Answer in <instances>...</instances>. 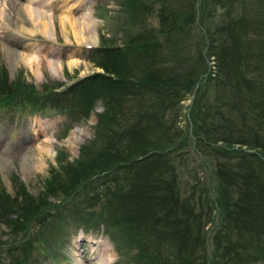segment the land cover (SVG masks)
<instances>
[{
    "label": "trees",
    "instance_id": "1",
    "mask_svg": "<svg viewBox=\"0 0 264 264\" xmlns=\"http://www.w3.org/2000/svg\"><path fill=\"white\" fill-rule=\"evenodd\" d=\"M133 1L140 14L155 13L156 25L142 28L136 36L119 45L99 43L97 47L111 52L126 50L129 59L126 62L124 58L120 63L110 58L107 62L97 61L105 73L91 76L92 80H99L116 91L107 98L103 95L105 108L97 116L93 141L97 140L98 144L94 153L89 154L85 162L82 158L74 160L79 165L78 176L69 186L60 181L68 171L62 166L60 174H55L54 170L51 181L47 183L46 180L44 190L36 196L25 192L19 203L6 202L3 198L7 203L3 205L0 201V222L9 227L4 233L11 235L10 240L0 241V251L2 244L10 250L7 252L15 250L14 259L9 264H23L25 261V252L29 253L31 248L30 229L38 220L42 225L46 220L47 214L42 210L46 206L43 191H46L47 184L53 186L56 183L63 195L59 204L67 212H73L66 215V220L71 218L68 215H83L81 210L88 207L79 208L82 200H73L75 196H82L90 205L95 202L111 204L100 206L97 217L102 218L106 232L117 241L118 249L132 243L136 248L132 255L135 264H205L207 250L201 228L203 221L213 220L216 205L221 222L219 230L213 234L211 253L217 255L222 238H225V248L216 260L209 263L255 264L264 260V146L251 130L252 122L246 115L257 105L264 112V0ZM216 13L228 19V22L221 21L220 35H225L227 30H238L239 37H234L236 49L241 51V39L245 38V47L251 49L248 63L251 71L255 72L257 67V76L261 73L257 80L242 82L243 86L247 83L254 87L259 94L249 110L240 105L243 90L232 86L238 83L237 71L231 66V60L226 59L228 52L224 46L218 43L219 37L215 34L218 29L211 30L209 26L210 18ZM201 15L205 23L202 26ZM195 25L204 32L197 52L191 40ZM209 55L214 59L215 74L204 76L203 73L210 71L206 63ZM15 80L13 83L22 89L19 91L23 94L31 95L35 91L19 78ZM202 82L207 84L206 91L203 86L197 102L203 97V105L196 108L194 115L191 107L188 109L184 127L174 124L175 112L170 107L187 93L194 96ZM58 83L52 81L42 90L51 91ZM9 85L6 79H0V94H8L12 89ZM209 86H214L212 96ZM77 95L80 96V91ZM189 143L194 153L208 155L210 160L213 158L212 168L206 171L205 179L197 175V164L194 166L193 160L187 156L189 150L183 148L190 146ZM234 144L237 147H233ZM243 145L253 151H245ZM234 151L249 158L243 160L247 169L238 173V177L236 172L229 170ZM89 168L101 173L103 169L107 170L100 178L89 179L93 173L87 175L92 171ZM212 172L216 179V198L211 182L208 183L213 179ZM221 178L226 185L219 182ZM237 178L244 185L242 192L235 189L237 185L234 187ZM234 190L239 197L233 196ZM246 196L257 199L252 212L248 209V213H252L250 218L246 214L245 200L243 202ZM75 202L77 208H70ZM36 207L37 211H34ZM6 209L16 212V217L9 222L4 219ZM21 214V218L17 217ZM79 215V219L73 222L75 225L87 222L84 215L82 218ZM60 219L65 220L64 215ZM82 219L85 220L81 222ZM225 222L229 226L224 225ZM232 228L234 232H230ZM64 231L57 235L54 240L57 247L47 252L49 256L59 253L61 244L68 237L66 229ZM45 244L49 242L46 240Z\"/></svg>",
    "mask_w": 264,
    "mask_h": 264
},
{
    "label": "rangeland",
    "instance_id": "2",
    "mask_svg": "<svg viewBox=\"0 0 264 264\" xmlns=\"http://www.w3.org/2000/svg\"><path fill=\"white\" fill-rule=\"evenodd\" d=\"M16 1L0 0V79H6L10 83L9 87H12L11 90H8V94L4 92L0 94V201L3 202V205L7 204L6 202L9 200L22 201L25 192L36 196L37 193L44 190L46 180L47 183L51 181L50 176L54 170L55 174H60L58 172L62 166L66 167L68 171L66 177H61L60 181H65L68 186L72 184L71 182L78 176L79 170V165L77 166L74 160L82 158L85 162V158L94 153V148L98 144L97 140L95 142L93 140L96 134V125H98L97 116L105 108L103 95L107 98L116 93L108 85H103L99 80L91 79L94 73H105L97 61L107 62L110 58L115 61L119 60L120 63L124 58H126V62L129 59L126 50L120 52L119 49L111 52V50L97 49L99 43L119 45L127 38L136 36L142 28L155 26L157 19L153 11L146 16L145 13L140 14L138 6L133 0H33L27 3L30 4L29 7L38 11L41 10L46 15V19L49 18L44 32H41L38 26L32 25L29 11L25 7L21 10L15 6ZM79 2L84 3V5L86 2H91L90 17L92 19L90 30L83 31L84 35L81 36L80 41L73 35L71 23L68 22V20L73 21V18H76L83 27L88 22V16L84 13L83 8L77 6ZM209 5L208 3L207 8ZM262 6H264V2ZM237 10L238 7L235 11L237 12ZM203 15L200 17L201 26L204 23ZM210 19L211 30L213 28L218 29L215 32L219 37L218 43H221L224 50L228 52L226 59L231 60V66H235L237 71V77H235L236 75L233 76L238 79V83L232 86H239L243 90V96H240V105L243 109L249 110L252 102L259 94L254 87L247 83L249 79L257 80L261 75L260 73L257 76V67L255 68L256 71L253 72L248 64L251 49L245 47V38L241 39L243 41L241 51L236 49L234 37H239L238 30H227L224 31L225 35H220L221 21L228 22V19L221 17L219 13ZM60 21L64 24H60ZM91 30L94 34L93 42H89V38L86 37L88 32L92 34ZM203 35V29L199 25H195L191 40L194 42L193 48L196 52ZM95 45L97 46L94 47ZM6 47L12 52L9 53ZM231 54H234L233 63ZM212 58L213 56L209 55V60L206 61L210 71L203 73L204 76L215 74V64ZM31 62L35 63L36 67L33 63L31 65ZM49 62H53L55 67H51ZM126 66L129 67L130 65L126 64ZM14 78H19L21 82L29 84L27 86L33 87L35 91L31 92V95L29 93L23 94L19 91L22 89H18L13 83ZM52 81L60 83L54 85L51 91L50 89L42 90L43 86L49 87L48 84ZM244 81H247L246 87L243 86L242 82ZM203 86L206 91L205 86L207 84L202 82L194 95L195 97L193 93H187L178 103H174L170 107L172 112H175L174 124L184 127L188 120V109L191 107L194 115L196 108L203 105V97L199 98L201 102H197ZM208 90L212 96L214 86H209ZM79 91L80 96L77 95ZM260 107L257 105L252 112L246 115L251 119L249 121L252 122L251 130L256 133L264 146V112L259 110ZM258 110L259 112H256ZM189 144L190 146L185 145L183 148L189 150L187 156L193 160L194 166L197 164V175L205 179L206 171L212 168L213 158L210 160L208 155L194 153L191 143ZM235 145L237 147V144H234L233 147ZM242 147L245 151H253L244 145ZM42 148L43 151H40ZM238 151H234L229 166V170L236 172V177H238V173L240 174L247 169L243 160L249 159L244 155L241 156ZM30 162L31 168L28 167ZM71 166L75 169L72 170ZM252 166L256 167L257 165L252 164ZM256 168L258 169V167ZM104 170L107 169H103L101 173V171L94 172L95 169H92V171L87 172V175L93 172L90 173L89 179L100 178V175L105 172ZM212 175L213 179L212 181L209 179L208 183L211 182L213 195L216 198V179L213 172ZM240 179L242 180L241 177ZM219 182L226 185L224 178L219 179ZM237 182L234 187L237 185L235 189L242 192L244 185L239 179ZM46 188V191H43L46 206L42 207L45 215L47 214L46 220L43 225L42 221L38 220L32 229L29 228L31 232L29 236H32L30 239L31 248L29 253L25 252L23 264H135L132 255L136 248L132 247V243L129 244V247L125 246L118 249L117 241H113L106 232V226L101 221L102 218L97 217L96 213L99 212L100 206H111V204L95 202V204L90 205L82 199V196H75L73 200H82L79 208L88 206L81 210L87 218V222H82L85 220L82 219V223L75 225L73 222L79 219L77 217L79 213L68 215L71 218L66 220V215L73 212H67L66 208L59 204L63 195L60 194L58 184L53 186L47 184ZM73 193L77 195L76 192ZM233 196L239 197L240 195L234 190ZM3 198L6 200L5 203ZM244 200L247 208L246 214L250 218L252 213L249 214L248 209L251 210L256 206L257 199L251 200L246 196L243 202ZM77 206L78 204L75 202L69 207L77 208ZM217 208L216 205L213 209V220L203 221L201 228L207 250L205 264H210V261L216 260L225 248V238H222V247L216 250L217 255L213 256L211 253L213 234L219 230L221 222ZM33 210L37 211V207ZM108 210L112 212L111 208ZM5 212L6 218L4 219L8 222L16 217V212L11 211V209H6ZM59 215H64L65 220H61ZM17 217L21 218L22 214ZM225 223L224 225L229 226L227 222ZM8 228L4 222H0V241L10 240L11 235L4 233ZM64 229L68 234L66 241L61 242L58 254L55 253L54 257L49 256L47 252L57 247L55 244L57 235L65 233ZM230 232H234V229L232 228ZM33 234L36 236L34 237ZM44 239L49 244L43 245L46 242ZM103 248L107 249L102 250ZM4 249L6 251H2ZM7 249V246L2 244L0 264H9L14 259L15 250L11 249L12 252H7L10 251ZM255 264H264V260H258Z\"/></svg>",
    "mask_w": 264,
    "mask_h": 264
},
{
    "label": "bare ground",
    "instance_id": "3",
    "mask_svg": "<svg viewBox=\"0 0 264 264\" xmlns=\"http://www.w3.org/2000/svg\"><path fill=\"white\" fill-rule=\"evenodd\" d=\"M30 1H33V0H17L16 1V3H14V2H12V3H14L15 4V6L16 7H19V9H24V7L29 11V16H30V21H31V23H32V25H36V26H38V29L41 31V32H44V30H45V28H46V26H47V24H48V19H46V15L40 10V11H38L37 9H35V8H32V7H29V5L27 4V3H29ZM36 1V0H35ZM60 1V0H59ZM52 2V1H51ZM57 2V1H56ZM50 3V2H49ZM62 4H64V2L62 1ZM12 5V4H11ZM32 5V4H31ZM40 5V4H39ZM84 3H81V4H78L77 6H80L81 8H83V10H84V13L88 16V18H87V21L88 22H86L84 25V27L82 26V23L81 22H79L78 23V21H77V19L76 18H73V21H69L68 20V22H70L71 23V28H72V33H73V35L75 36V38L77 39V40H79L80 41V39H81V36H83L84 34H83V31H86V30H90V26H91V24H92V19H91V17H90V6H91V2H86V4L84 5ZM76 6V5H75ZM76 6V7H77ZM15 8V7H14ZM11 11V10H10ZM29 19V18H28ZM65 19H67V18H65ZM90 19V20H89ZM63 20V19H62ZM60 24H62V22L60 21ZM64 24V23H63ZM62 24V25H63ZM21 28V27H20ZM35 28V27H34ZM23 32V31H22ZM35 32V31H34ZM91 32H92V34H90L89 32H88V34H87V36L86 37H88L89 38V42H93V40H94V34H93V31L91 30ZM49 34V33H48ZM47 34V35H48ZM30 36V35H29ZM91 39V40H90ZM31 44V43H30ZM71 44V43H70ZM73 44V43H72ZM64 47V46H63ZM62 47V48H63ZM7 48V47H6ZM39 48V47H38ZM8 49V48H7ZM9 50V53H10V49H8ZM34 50V49H33ZM12 52V51H11ZM41 53V52H40ZM43 55V54H42ZM36 57V56H35ZM43 57V56H42ZM31 58V57H30ZM34 58V57H33ZM42 59H45V58H42ZM30 60V59H29ZM32 61V60H31ZM43 61V60H42ZM37 62V61H36ZM39 62V61H38ZM37 62V63H38ZM73 62H74V60H73ZM33 62H31V65H33L34 64V66L36 67V64L35 63H33ZM50 64V66L51 67H53L55 64L53 63V62H49ZM39 66V65H38ZM55 67V66H54ZM40 151H43V148L40 150ZM39 151V152H40ZM45 152H46V150H45ZM6 160V159H5ZM29 160V159H28ZM28 162V161H27ZM31 162L30 163H28V167L29 168H31ZM105 249H107V248H105ZM104 248L102 249V250H105ZM76 250V249H75ZM74 250V251H75Z\"/></svg>",
    "mask_w": 264,
    "mask_h": 264
}]
</instances>
